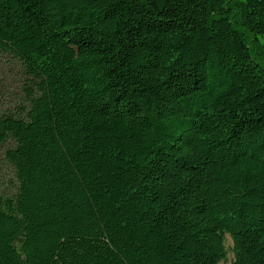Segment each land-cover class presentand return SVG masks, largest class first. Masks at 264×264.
<instances>
[{"label": "trees", "instance_id": "1", "mask_svg": "<svg viewBox=\"0 0 264 264\" xmlns=\"http://www.w3.org/2000/svg\"><path fill=\"white\" fill-rule=\"evenodd\" d=\"M0 52V264H264V0H0Z\"/></svg>", "mask_w": 264, "mask_h": 264}, {"label": "rangeland", "instance_id": "2", "mask_svg": "<svg viewBox=\"0 0 264 264\" xmlns=\"http://www.w3.org/2000/svg\"><path fill=\"white\" fill-rule=\"evenodd\" d=\"M25 99L23 78L19 64L10 56L0 52V116L15 112ZM6 146L0 144V194L12 195L16 190L13 169L5 161ZM232 240L226 236L227 263L234 261ZM223 264V263H222Z\"/></svg>", "mask_w": 264, "mask_h": 264}]
</instances>
